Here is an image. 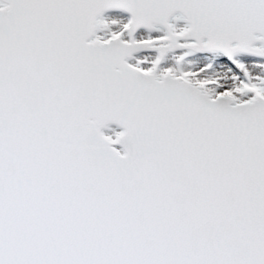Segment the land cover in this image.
<instances>
[{"label": "snow or ice", "instance_id": "snow-or-ice-1", "mask_svg": "<svg viewBox=\"0 0 264 264\" xmlns=\"http://www.w3.org/2000/svg\"><path fill=\"white\" fill-rule=\"evenodd\" d=\"M0 264H264V0H0Z\"/></svg>", "mask_w": 264, "mask_h": 264}]
</instances>
